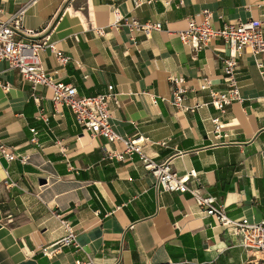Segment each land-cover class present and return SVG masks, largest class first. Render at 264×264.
<instances>
[{"label": "crops", "instance_id": "1", "mask_svg": "<svg viewBox=\"0 0 264 264\" xmlns=\"http://www.w3.org/2000/svg\"><path fill=\"white\" fill-rule=\"evenodd\" d=\"M140 2L0 0V16L24 9L25 27L51 34L57 51L42 53L43 66L79 94L105 93L114 85L120 106L111 105V122L118 134L146 138L143 152L169 161L179 175L196 170L189 185L215 196L230 218L264 220V54L241 56L243 101L225 112L212 105L181 111L170 102L169 81L171 75L185 78L192 88L187 105L210 100L200 90L204 78L225 89L224 40L194 51L178 31L190 19L201 21L205 10L214 28L264 22V0ZM115 8L140 22H161L162 29L147 36L114 27ZM33 94L31 83L0 60V139L29 158L24 164L0 157V264H79L88 256L97 264H264L259 253L244 250L241 233L204 215L190 192L157 189L139 154L104 160L105 147L123 151L125 144L84 131L69 107H56L51 88L38 86L41 100ZM217 117L227 124L220 137L212 133ZM62 219L72 224L83 250L66 247L48 256L42 248L66 234Z\"/></svg>", "mask_w": 264, "mask_h": 264}, {"label": "built area", "instance_id": "2", "mask_svg": "<svg viewBox=\"0 0 264 264\" xmlns=\"http://www.w3.org/2000/svg\"><path fill=\"white\" fill-rule=\"evenodd\" d=\"M135 7L141 5L140 0H134ZM25 12L24 9L3 19L0 16V60L6 62L8 70L17 71L25 80L31 83L34 90L36 101L41 97L36 94L38 86H47L52 90V101L57 106H67L74 113L76 122L84 131L89 132L93 137H100L107 142L122 141L125 144L123 151L106 149L103 155L104 160H125V154H139L145 168L156 178L157 189L163 191L190 192L201 212L206 216H212L218 222L227 227L235 229L236 234H242V247L246 252L259 253L260 260L264 262V220L259 222L250 221L247 218L235 220L230 218L225 205L220 204L215 196L203 195L196 188L189 185L191 178L197 179L198 172L190 170L185 175H179L169 161L159 163L148 157L143 152L146 145V138L138 136L126 139L118 134L112 125V108L114 103L120 106L118 94L114 85H109L105 93L87 96L79 94L76 86L59 81L55 74L49 72L42 63V53L46 49L52 52L57 51L56 43L51 40V34L41 35L38 29L25 27L20 16ZM114 20L112 26H126L131 34L144 33L150 36L154 30H161V22H140L133 17H126L119 8L113 10ZM103 32V31H102ZM180 41L198 51L210 45L212 40L221 38L227 46V54L222 58L221 77L225 84V89L216 90L210 78H204L200 83V90L209 92L208 102H196L194 105L185 104L184 100L192 88H190L183 76H169V81L173 84V91L170 102L184 112L195 113L203 106L212 105L216 110L225 112L226 108L235 101H243L241 86L237 77L239 59L248 52L253 55L264 54V22L260 19H251L245 22L229 23L222 28H214L212 25V13L205 10L204 18L201 21L190 19L185 29L178 31ZM62 64L69 61L68 57H59ZM262 66V64H258ZM264 79V75H263ZM6 85L5 88H8ZM58 112V111H57ZM60 112V111H59ZM48 121V117L40 116ZM214 128L212 133L220 137L227 124L220 118H213ZM34 137L33 142L38 143L36 137L37 130L31 129ZM67 151V147L63 148ZM0 157L7 161L19 159L22 163L28 162V156L21 155L12 150L0 139ZM66 234L49 246L42 248L48 255L58 254L66 247H73L83 250L77 234L70 222L61 220ZM79 264H97L88 256V261Z\"/></svg>", "mask_w": 264, "mask_h": 264}, {"label": "water", "instance_id": "3", "mask_svg": "<svg viewBox=\"0 0 264 264\" xmlns=\"http://www.w3.org/2000/svg\"><path fill=\"white\" fill-rule=\"evenodd\" d=\"M44 182H45V181H44ZM44 182H43V183H44Z\"/></svg>", "mask_w": 264, "mask_h": 264}]
</instances>
